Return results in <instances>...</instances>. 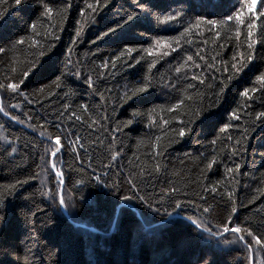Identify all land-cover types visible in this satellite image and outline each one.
<instances>
[{
    "label": "trees",
    "instance_id": "trees-1",
    "mask_svg": "<svg viewBox=\"0 0 264 264\" xmlns=\"http://www.w3.org/2000/svg\"><path fill=\"white\" fill-rule=\"evenodd\" d=\"M43 2L52 19L41 0H0V264H264V18L248 62L246 26L239 39L231 21L182 35L197 18L226 20L242 0H139L146 10L112 0L94 23V0ZM177 10L180 20L161 23ZM157 39L171 47L155 48ZM146 80L147 92L125 100ZM229 218L262 243L204 231Z\"/></svg>",
    "mask_w": 264,
    "mask_h": 264
},
{
    "label": "snow or ice",
    "instance_id": "snow-or-ice-1",
    "mask_svg": "<svg viewBox=\"0 0 264 264\" xmlns=\"http://www.w3.org/2000/svg\"><path fill=\"white\" fill-rule=\"evenodd\" d=\"M15 4L17 6H19L23 0H14ZM112 2V0H94L93 3H88L87 4V8L90 9V13L88 15V20H91L93 23L95 22V15L93 14H98L99 11H101L102 9L104 8H107L108 5ZM138 2V6L143 9V10H146L145 8V5L144 4H141L139 3V0H137ZM257 3H258V0H242V2H240L239 4V8L232 11L230 14H227L226 15V20L224 21H221V22H218L217 20H212V19H209V20H203L201 18H197L193 23L189 24L188 27H186L184 29V33H182V35H185V34H189L191 33L192 29L195 28V27H198L200 24L202 23H206L207 25L209 26H220V27H224V26H227L228 25V22H234L232 24V27H234L235 29V36L237 39H239L240 35H241V26H246L247 28V32H246V36H247V49H248V53H247V60L248 62H251V60L253 59V54H252V50H253V46L254 44H256L258 41L256 40H253L252 37L254 35V29L257 27V24H256V21L257 20H261V18H264V0H261V3H260V10L257 11ZM41 4H42V8H43V16L45 17H48L49 19H52L53 17V13H54V9L53 7L49 6L48 3H44L43 0H41ZM71 5L70 3H66L65 5V8L64 9H59L56 11V15L61 19L63 20L66 16V10L67 8H69ZM137 15H139V13H133V14H130L128 15L125 19H124V24H129L130 22L134 21L137 17ZM183 17V13L180 12V11H175L174 13L173 12H169L167 13L166 15L162 16L161 17V23L162 24H167L169 22H172V21H178L180 20L181 18ZM261 23H264V20H261ZM31 29L33 32H35L36 30V24H31L30 25ZM83 27L84 25L82 24L81 25V28L77 30L76 32V35L77 37H79L81 35V31L83 30ZM122 27L121 24L117 23L116 24V27L115 28H112V27H109L108 28V31L104 32L103 33V36H108L110 33H115L117 31L118 28ZM217 35H219V32L216 33ZM261 35L264 36V31L261 32ZM103 38V37H101ZM262 43H264V40L260 41ZM25 43L24 40L20 39V40H16L13 44L10 45L11 48H15L16 45H23ZM37 42L36 41H32V44H36ZM154 47L159 49V48H163V47H171V44L170 43H167L163 40H160V39H157L155 42H154ZM48 51V49L46 48H43L42 46L36 51L33 53V57H36V56H39V57H42L46 54V52ZM127 54L130 56L133 49L132 48H128L127 50ZM149 54H152L153 52V49L152 48H149L146 50ZM5 52V48L3 47H0V53H3ZM125 53H121V55H124ZM244 53H240V56L243 58L244 57ZM116 59H120L119 56L116 57ZM202 59V57H201ZM236 57L233 56V60H235ZM187 60L188 61H192L193 60V57L192 56H188L187 57ZM137 63H139V61H137ZM35 65V59H33V62L32 64L29 65V67L27 69H25L23 72H22V77H27L29 75V71L31 70V68ZM105 67H107V62H105ZM182 67H177L176 68V72L179 73L181 72L182 70ZM196 67H199V65H196ZM233 68L236 67L235 64L232 65ZM13 72L16 71L15 68L12 69ZM193 79H196V77H193ZM256 80L257 82H259L262 87H264V74H261L259 76L256 77ZM89 83H91V80L89 78ZM150 81L146 80L145 83L141 84L140 86L134 88L131 90L130 94L129 92H125L124 93V98L125 100H130L132 99L134 96H137L141 93H145L148 91V84H149ZM24 83V79L21 78L20 79V82L19 83H8L7 84V88L10 89L12 92H16L19 88H20V85ZM201 84L204 83L203 80L200 81ZM4 85L3 84H0V88H3ZM189 88L191 87H194V85H191L189 84L188 85ZM251 91H256V89H251ZM249 94V91L248 90H245L243 95L244 96H248ZM187 99H191V97H187ZM184 103L183 100H180L176 105H173L172 108L169 109V111H172L173 109L175 108H178L180 107V105H182ZM0 111H3V107L0 106ZM7 115V113H5ZM133 115H137V113H133ZM261 117H264V112H260V113H257L256 114V119H260ZM13 119H15V117H13ZM128 124H131L132 121L129 120L127 122ZM227 127V126H226ZM225 130V129H222V131ZM181 137L184 136L186 134L185 130L183 128H181L179 130V133H178ZM41 135H44V133H41ZM159 139V138H157ZM55 143L57 145L60 144V139L57 138L55 140ZM237 143H239V141H237ZM12 151L14 152L15 149H12ZM60 149L59 147H57L55 149V151H53L51 153V156H55L57 152H59ZM113 159H115V156L112 157ZM212 163H214V161L210 162L207 167L208 168H211L212 167ZM53 168H55V164L52 165ZM239 166H237V170H238ZM158 170V168H157ZM228 171H233L232 169H229ZM63 174L59 171H57V176H62ZM26 181H21L20 183H25ZM60 183L62 184L63 183V180L61 179L60 180ZM11 187H15L14 185L11 186ZM172 191H175V189H172ZM123 199L125 200H129L131 199V197H128V196H124ZM142 199V198H141ZM59 204L60 205H65L66 204V201L63 197V195H60V198H59ZM0 206H2V200H0ZM181 207V204L179 202H176L175 203V208H179ZM158 211V209H157ZM204 211H208V209H205ZM232 212L235 213L236 212V208L233 207L232 208ZM168 215H171V213H168ZM189 219H192L191 217H189ZM3 221V216H0V222ZM193 223H197L196 221H193ZM231 223V220L229 218L228 222H226L222 228V230L220 232H212V230L210 228H205L204 231H207L209 232L212 236H217V235H223L225 233H228V232H232L234 234H240V233H246L248 236L252 237V239L255 241L256 244H261L262 241L259 237H256V236H253L252 232L249 231L247 228H242L240 226H236V227H230L229 224ZM197 226L199 227L200 225L197 224ZM238 239L239 241H245V236L244 235H238ZM245 244H246V247L251 249L252 248V244L251 243H248L245 241Z\"/></svg>",
    "mask_w": 264,
    "mask_h": 264
},
{
    "label": "water",
    "instance_id": "water-1",
    "mask_svg": "<svg viewBox=\"0 0 264 264\" xmlns=\"http://www.w3.org/2000/svg\"><path fill=\"white\" fill-rule=\"evenodd\" d=\"M62 184L64 185V182ZM62 191H63V186L61 188V195H62ZM113 226H115V223L113 224Z\"/></svg>",
    "mask_w": 264,
    "mask_h": 264
}]
</instances>
